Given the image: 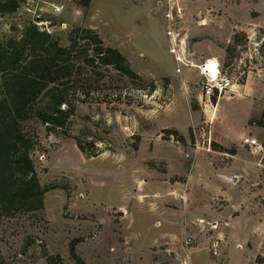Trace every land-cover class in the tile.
<instances>
[{
  "label": "rangeland",
  "instance_id": "374dc122",
  "mask_svg": "<svg viewBox=\"0 0 264 264\" xmlns=\"http://www.w3.org/2000/svg\"><path fill=\"white\" fill-rule=\"evenodd\" d=\"M18 1L14 13L0 14V43L15 34L12 29L40 20L49 24L62 46L68 45L73 29H94L106 47L123 54L143 85L124 81L78 104L66 130L70 137L61 131L48 133L39 121L31 124L39 136L32 156L42 186L64 189L49 192L43 212L0 221V264H46L44 251L60 255L64 264H76L69 254L74 238H84L76 251L86 264H208L209 250L191 254L184 242L189 236L193 248L208 249L211 239H221L215 235L219 225L230 242L224 264H253L258 255L264 257V149L255 153L243 144L255 137L264 148V134L255 123L264 108V60L258 52L264 0H92L88 7L83 0H35L31 13ZM59 3H65L66 10L53 14L52 4ZM241 32L248 43L232 45L234 34ZM208 59H215L210 64L220 62L223 78L237 87L233 94L201 102L197 95L204 92L205 79L198 65ZM188 69L202 79L185 77ZM153 82L157 90L150 93ZM1 91L0 76V98ZM203 131L235 143L231 148L236 151L239 144L251 157L233 165L244 174L239 185L230 178L226 198L217 193L221 171L232 158L221 154L215 140L213 153H196V135ZM74 138L94 157H86ZM161 157L173 160L175 182L184 183L194 168L195 187L201 192L196 195L201 204L191 205L196 217L191 215V227L183 233V213L141 206L133 197L139 193V180L149 175L147 167L166 172L167 162L154 160ZM135 189L137 194H131ZM86 193L88 198L82 195ZM227 200L222 217L208 214L221 213ZM120 206L126 209L125 218ZM234 211L241 213L233 217H240L223 225L228 221L223 217ZM169 221H177L171 231L179 239L148 250L172 241L173 236L164 235Z\"/></svg>",
  "mask_w": 264,
  "mask_h": 264
},
{
  "label": "trees",
  "instance_id": "16d2710c",
  "mask_svg": "<svg viewBox=\"0 0 264 264\" xmlns=\"http://www.w3.org/2000/svg\"><path fill=\"white\" fill-rule=\"evenodd\" d=\"M91 1L83 0L82 5L88 7ZM18 8V0H0L2 15ZM12 30L15 34L0 43V221L18 214L43 212L46 194L64 189L58 185L42 186L39 180L32 156L39 141L31 127L34 121L41 122L48 133L61 131L70 137L66 130L78 104L87 103L90 96L100 97L98 91L119 87L124 81L143 85L142 77L123 54L106 47L94 29H73L67 46L36 23ZM248 40L244 32L235 33L232 45H245ZM258 43L264 60V29L259 32ZM112 73L117 74L118 81H114ZM156 90L155 83H151L150 93ZM117 98L121 99L119 95ZM255 123L264 129V108ZM167 132L179 136L177 131ZM74 140L86 157H94L85 153L77 138ZM215 146L222 152L236 154L234 149ZM82 242L84 238H74L69 244L70 258L76 264H86L76 251ZM44 257L46 264H64L60 255L44 251ZM256 262L262 264L264 259L259 256Z\"/></svg>",
  "mask_w": 264,
  "mask_h": 264
},
{
  "label": "crops",
  "instance_id": "0c3cea01",
  "mask_svg": "<svg viewBox=\"0 0 264 264\" xmlns=\"http://www.w3.org/2000/svg\"><path fill=\"white\" fill-rule=\"evenodd\" d=\"M185 77H191L194 79V81L202 79L201 75L195 74L190 69H188V72L186 73ZM197 98H198L197 100L202 102V100L204 98L203 93L202 94L199 93L197 95ZM189 106H190V104H189ZM261 134H264L263 128H261ZM214 140L216 142H218V144L221 147H224L226 149H232L231 147L233 146V144H235V143L231 142L230 140L223 139L217 133L215 134ZM244 145L248 146L246 144H244ZM236 148H237L236 154H234V155L230 154L232 160H230L227 167L221 171V176L223 177V181H222L223 183L221 184V187H219L220 191L217 193V196L222 194L221 196H224L226 198L225 190L227 189V186L230 187L229 183H230L231 177L233 178V183L237 182V185L240 184V181H241L240 177H242V175L244 173L238 169H236V170L233 169L232 168L233 165L240 159H243L244 161H249L251 159V157H248L243 153L242 147L239 144L236 145ZM221 154L228 155L229 153L223 152ZM52 155H51V157H52ZM154 160H157V161L163 160V161L167 162L168 166H167L166 172L165 171L160 172L156 168H148L147 167L149 175H146L139 180V193H138V195H133V197L136 196L138 198L137 202L141 206H145V205L147 206L148 205L149 207H151L153 209L160 208L161 210H164L166 213H173V214L174 213H180V212L183 213V218L179 221V224H181L182 233H183V231L186 232L187 228L191 227L192 222H190V221H192V219H193V217L191 215H195V217H196V213L191 209V205H193V204L200 205L201 204L200 201L196 198L197 192H199V193H201V192L199 190H197L195 187L196 175L192 174V170L194 168L191 170V172L189 174H187V177L185 178L184 183H180V182L173 181L174 180L173 172H170V168L173 165L172 164L173 160L168 159V158H164V157L155 158ZM253 163L257 164L256 159H253ZM49 164H50V161H49ZM261 167L263 169L264 165H261ZM199 175H201V174H198V176ZM54 191H56V190H54ZM60 191L63 192L62 190H60ZM48 194H49V192L46 194L45 199H46ZM131 194H137V190L135 189L134 192H132ZM82 195L84 198H86L88 196L87 193H86V195L85 194H82ZM66 197H67V193H65L64 203H65ZM136 197L133 199L134 201L137 200ZM209 198H210V196H209ZM227 202H228L227 206L224 208V210L221 213H217L215 215L212 213L211 210H208L209 211L208 214H212V216L222 217V213L225 211V209L230 204V202L228 200H227ZM44 203H45V207L47 209L45 200H44ZM64 203H63V205H64ZM73 204H71L70 208L72 207ZM102 205L105 206V204H102ZM111 208H113V207H111ZM119 208L122 209L121 212H122V214H124V218H125L126 209H124L121 206ZM239 212L240 211L228 212L223 217V218L227 217L228 221L223 223V225H225V224L231 225L235 220H237L240 217L241 214L238 216H235V217H233V215L239 214ZM91 215H94V214H91ZM176 218H178V217L176 216ZM184 222H186V224H184ZM157 224L160 225L161 224L160 221H158ZM166 224L168 225V231H165L164 235L167 236L169 234L170 236H173L172 239H170L172 241L168 240V241H165L163 243L154 244V245L150 246L148 248V250H150V248H154L157 245L175 244L174 242H176L179 239V237L172 234V231H171L172 230L171 227H173V224H177V221L176 222L169 221ZM219 227H220V225H219ZM219 227H218V230L216 231L215 235L222 239L221 255L219 257H214L212 255V253L209 251L208 253L211 255V258L208 260V264H218V262H221L220 264H224V257L227 256L226 253L229 250L230 242L228 240L229 239L228 234L224 233V232H219ZM187 237H189V236H187ZM187 237H186V239H187ZM186 239H185V241H186ZM130 245L131 244L128 243V246H130ZM193 245H194V243H193ZM193 245L189 249H188V247H186L191 254L194 250H199V249L200 250H207V251L209 250L205 246H203V247L199 246V247L193 248ZM236 245L238 246L239 243H237ZM190 250H192V252ZM259 256L261 257V259H264V257L262 255H258L257 258ZM219 258H221L222 260L218 261V260H220ZM257 258L252 262L253 264H261V263L256 262ZM262 264H264V263H262Z\"/></svg>",
  "mask_w": 264,
  "mask_h": 264
},
{
  "label": "built area",
  "instance_id": "2783aa9c",
  "mask_svg": "<svg viewBox=\"0 0 264 264\" xmlns=\"http://www.w3.org/2000/svg\"><path fill=\"white\" fill-rule=\"evenodd\" d=\"M35 3L37 4L35 0H23L25 9L29 13L33 12V5ZM52 10H53V14L61 15L66 10V4L65 3L52 4ZM39 17L40 16H38V18ZM35 23L38 25V27L41 28V30L46 31L51 34V29L49 27V24L46 21L40 20ZM211 60H215V59H208L202 65H198L200 66L199 70L205 79L204 87H203V90H204L203 95L209 101L211 100L212 97H217V99H219L225 94H233L235 92L234 91L235 88L237 87V84L231 83L230 79L223 78V73L221 72V64L218 61H216L217 65L215 66V69L218 70V74L216 78L212 77L210 73V69H209ZM192 65L193 63H187V66L185 65L183 66L192 67ZM170 137L171 139L174 140V136H170ZM213 142H214V139L212 137V132L203 131V133L196 135V139L194 143V150L196 153H199L201 151H205L206 153H213L214 151ZM243 143L248 145L252 149V151L255 153H260L264 149L263 145L255 137L245 138L243 140ZM200 222L203 223L204 221H200ZM214 227H216V224H214ZM193 243H194V239L192 237H187L185 241V245L186 247H188V249L191 248ZM221 247H222V240L218 238H213L211 239L210 246L208 247V249L214 257H219L221 254Z\"/></svg>",
  "mask_w": 264,
  "mask_h": 264
},
{
  "label": "bare ground",
  "instance_id": "6f19581e",
  "mask_svg": "<svg viewBox=\"0 0 264 264\" xmlns=\"http://www.w3.org/2000/svg\"><path fill=\"white\" fill-rule=\"evenodd\" d=\"M215 66H216V64H215L214 61H212V63H211L210 66H209L210 73H211L212 77H214V78H216V76H217V74H218V70L215 69Z\"/></svg>",
  "mask_w": 264,
  "mask_h": 264
}]
</instances>
